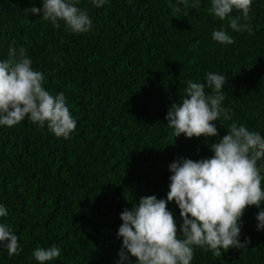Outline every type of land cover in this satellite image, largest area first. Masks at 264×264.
<instances>
[{"label": "trees", "instance_id": "1", "mask_svg": "<svg viewBox=\"0 0 264 264\" xmlns=\"http://www.w3.org/2000/svg\"><path fill=\"white\" fill-rule=\"evenodd\" d=\"M210 5L106 0L96 8L79 0L93 26L76 34L63 22L53 27L42 13L24 12L42 8V0H0V60L10 47H24L33 70L45 76L44 88L62 92L76 120L67 139L27 118L0 125V204L8 211L0 223L11 226L23 249L9 256L0 246V264H39L32 252L52 245L61 255L46 264H118L122 211L142 196L166 199L169 165L178 158L212 156L209 145L217 137L175 138L167 126V111L189 80L205 83L209 72L225 76L221 106L231 119L214 122L219 138L233 122L264 136V0H253L250 32L233 31L227 19L209 14ZM222 28L233 44L212 39ZM261 208L249 206L241 218L246 247L219 258L194 247L192 264H264V230L256 219ZM168 209L179 228L178 206L169 202ZM125 264H136L135 258Z\"/></svg>", "mask_w": 264, "mask_h": 264}, {"label": "clouds", "instance_id": "2", "mask_svg": "<svg viewBox=\"0 0 264 264\" xmlns=\"http://www.w3.org/2000/svg\"><path fill=\"white\" fill-rule=\"evenodd\" d=\"M78 2L42 0V8L31 7L24 12L42 13L41 18L55 28H60L59 22H63L66 31L87 33L92 29V20L86 10L77 6ZM91 3L100 8L106 0H91ZM179 3L196 9L200 0H193L190 5L189 0H179ZM252 3L253 0H211L208 12L221 21L227 19L235 32H250L246 22L250 19ZM234 10L240 15L230 16ZM212 39L220 44L235 42L223 28L214 30ZM205 81L189 80L183 97L171 105L165 119L175 138L182 134L186 138L217 137V142L209 145L212 156L200 160L178 158L169 165L172 174L166 199L142 196L131 209L122 211V224L117 233L122 238L118 264L130 262V258H135L136 264H192L194 247L211 251L219 258L230 248L242 249L250 243L247 238L240 242L241 218L249 206L264 205V175L261 174L264 165H258L264 160V136L243 123L233 122L219 138L214 122L221 116L224 120L231 119L230 110L221 106L226 78L209 72ZM44 82V74L33 70L26 49L10 47L7 58L0 60V125L12 127L27 118L41 128L47 124L57 138H69L76 129V120L66 97L62 92L50 94ZM206 87L212 94H206ZM173 201L182 218L179 228L168 209V203ZM7 216L6 207L0 204V217ZM256 219L257 229L264 230V208ZM18 239L10 225L0 223V246L7 249L9 256L19 255L23 250ZM60 255L56 245L38 246L32 252L39 264Z\"/></svg>", "mask_w": 264, "mask_h": 264}]
</instances>
